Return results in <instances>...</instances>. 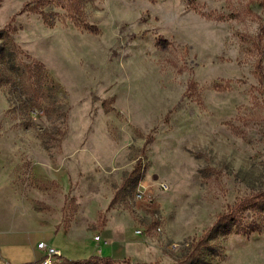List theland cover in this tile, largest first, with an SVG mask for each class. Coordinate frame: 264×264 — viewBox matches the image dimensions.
<instances>
[{"label":"rangeland","instance_id":"374dc122","mask_svg":"<svg viewBox=\"0 0 264 264\" xmlns=\"http://www.w3.org/2000/svg\"><path fill=\"white\" fill-rule=\"evenodd\" d=\"M37 1L0 0V162L76 239L55 264H180L264 192V0ZM234 224L200 263L264 264V210Z\"/></svg>","mask_w":264,"mask_h":264},{"label":"crops","instance_id":"0c3cea01","mask_svg":"<svg viewBox=\"0 0 264 264\" xmlns=\"http://www.w3.org/2000/svg\"><path fill=\"white\" fill-rule=\"evenodd\" d=\"M13 183V173L0 162V264H34L42 256L37 249L40 242L58 249L62 257L55 246L57 235L62 233L67 243L76 239L62 231L57 215L51 217L43 207L35 210L32 199Z\"/></svg>","mask_w":264,"mask_h":264},{"label":"trees","instance_id":"16d2710c","mask_svg":"<svg viewBox=\"0 0 264 264\" xmlns=\"http://www.w3.org/2000/svg\"><path fill=\"white\" fill-rule=\"evenodd\" d=\"M56 1L60 2L62 6H65L68 13H72V9L74 8V3H76L73 2V0H56ZM188 2L193 3L194 0H188ZM35 4L37 6H40L42 4V0H38ZM41 15L43 19L46 21V15H44L43 13H41ZM81 26L87 29L89 32H93V33L97 32L96 28L93 26H87V25H81ZM6 44H11L9 40V35L6 30H0V55L4 54ZM36 66L37 68L42 70L41 65H36ZM41 72L42 71H40V73ZM151 142L152 139L148 138L145 142V145H148ZM140 172H141V162L139 161L136 164L135 168H133V170L131 171L128 178L123 182L122 186L125 187L131 180L137 181ZM250 206H255L260 208L261 210H264V192H258L249 197H246L236 202L231 208H229V211L227 213L219 214L214 220L211 227L207 230V232L195 244L192 245L191 253L187 255L180 264H202L199 262V258L196 257V253L201 249V247L208 244V242L212 238H214L218 233L223 232L225 230L230 231L235 225L234 223H236L237 216L240 214V212H242L246 207H250ZM247 228L248 227L245 228L236 227L234 233L241 234V233L253 232L254 230H260L259 226L257 225H254L251 229H247ZM97 261L99 262L101 261L106 264L116 262L110 257H99L98 255H94L85 260H82V262H84L85 264H91ZM75 262H79V261H75ZM82 262L80 261L79 263ZM123 262L130 264V261L128 259L123 260Z\"/></svg>","mask_w":264,"mask_h":264},{"label":"built area","instance_id":"2783aa9c","mask_svg":"<svg viewBox=\"0 0 264 264\" xmlns=\"http://www.w3.org/2000/svg\"><path fill=\"white\" fill-rule=\"evenodd\" d=\"M159 188L163 191H166L168 189V186L165 183L159 184ZM139 198H141V195H138ZM137 233L140 234L138 231ZM99 237L96 236L94 238V241H99ZM176 246H173L175 248ZM37 249L41 251L42 256L38 258L34 264H55V262L59 261L61 258V253L58 249L47 245L44 242H40L37 244Z\"/></svg>","mask_w":264,"mask_h":264}]
</instances>
